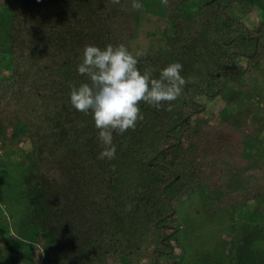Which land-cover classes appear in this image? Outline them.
Returning a JSON list of instances; mask_svg holds the SVG:
<instances>
[{"label": "trees", "instance_id": "trees-1", "mask_svg": "<svg viewBox=\"0 0 264 264\" xmlns=\"http://www.w3.org/2000/svg\"><path fill=\"white\" fill-rule=\"evenodd\" d=\"M133 2L0 0L9 11L0 62L10 56V68L0 67L8 72L0 76V141L8 151L21 140L31 146L19 180L0 186V264H40L38 251L43 264H186L175 261L181 203L198 195L212 214L264 200L258 135L229 107L218 119L200 117L264 68V19L256 16L264 0ZM144 12L170 20L174 33L160 50L143 49L138 66L156 68L158 78L160 68L181 63L184 94L170 108L141 103L143 120L114 134L116 156L101 160L91 114L70 103L71 88L86 80L76 67L86 45L132 52ZM255 215L264 220V204ZM247 262L228 264H264Z\"/></svg>", "mask_w": 264, "mask_h": 264}, {"label": "rangeland", "instance_id": "rangeland-1", "mask_svg": "<svg viewBox=\"0 0 264 264\" xmlns=\"http://www.w3.org/2000/svg\"><path fill=\"white\" fill-rule=\"evenodd\" d=\"M256 16L264 19V9L257 11ZM9 26L8 7L0 4V48L6 40L7 27ZM173 24L167 18L152 13H142L139 36L131 44L132 52L142 51L147 48L160 50L166 44L168 36L173 35ZM5 39V40H4ZM7 41V40H6ZM8 43V41H7ZM9 46V43H8ZM10 68V56H3L0 67ZM242 60L238 65H244ZM258 73L255 78L242 77L244 85L237 86L224 97L209 102L201 118L218 119L222 117L227 108L234 111V115L242 124L244 130L258 135L256 144L263 150L264 147V68L257 66ZM2 72L4 69L1 70ZM7 70H5L6 72ZM8 74V72H6ZM6 74L0 73V76ZM248 81V82H247ZM27 131L22 130L21 138H24ZM263 144V145H262ZM7 147L0 141V170L7 174L4 183L0 178V186H14L19 180L18 173L20 164L26 160V154L31 146L25 140L18 145ZM248 154L250 153L247 148ZM254 152L251 154L253 156ZM251 156V155H249ZM252 157H250L251 159ZM261 165L253 164L252 170ZM5 187V188H7ZM1 202V198H0ZM264 204V200H256L249 203V206L237 210L226 209L212 214L205 213L201 199L194 195L179 206L181 231L179 234L182 254L175 261L178 263L184 258L186 264L219 263L228 264L238 262L239 259H246L247 263L264 261V220L257 219L255 212ZM3 205V212L9 213L8 205ZM20 210V209H19ZM17 208V212H19ZM16 212V213H17ZM7 216L9 214H6ZM9 217V216H8ZM39 245L45 247V239L39 236ZM44 251H38L36 258L43 264ZM182 256V257H181ZM53 259H48L52 263ZM53 264V263H52Z\"/></svg>", "mask_w": 264, "mask_h": 264}, {"label": "clouds", "instance_id": "clouds-1", "mask_svg": "<svg viewBox=\"0 0 264 264\" xmlns=\"http://www.w3.org/2000/svg\"><path fill=\"white\" fill-rule=\"evenodd\" d=\"M140 6L134 0L132 7ZM142 55L140 51H129L123 44L103 48L86 45L76 67L77 73L86 80L71 88L70 103L78 112L91 114L102 144L101 160L115 158L114 134L135 129L137 122L143 120L141 103L157 110L166 104L170 108L171 102L184 94L187 81L182 75L181 63L160 68L156 78L153 76L156 68L141 71L138 65Z\"/></svg>", "mask_w": 264, "mask_h": 264}]
</instances>
